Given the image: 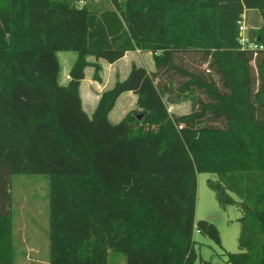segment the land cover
<instances>
[{"label": "trees", "instance_id": "16d2710c", "mask_svg": "<svg viewBox=\"0 0 264 264\" xmlns=\"http://www.w3.org/2000/svg\"><path fill=\"white\" fill-rule=\"evenodd\" d=\"M80 1L0 0V264H14L17 174L49 178L50 264H109L110 250L126 264H193L196 227L221 241L215 223L195 221L201 172L216 175L208 185L222 207L243 211L240 251L224 264H264V0ZM248 10L263 24L244 47ZM60 50L77 52L65 84ZM135 50L154 69L133 65L90 116L85 68L100 80L98 59ZM128 91L137 108L111 122ZM164 95L190 99L191 111L170 113Z\"/></svg>", "mask_w": 264, "mask_h": 264}, {"label": "rangeland", "instance_id": "374dc122", "mask_svg": "<svg viewBox=\"0 0 264 264\" xmlns=\"http://www.w3.org/2000/svg\"><path fill=\"white\" fill-rule=\"evenodd\" d=\"M79 6L84 4L96 9L112 7L111 0H84L77 2ZM6 15L0 14V29H3ZM244 35L248 30H257L263 24L261 14L257 10H248L242 20ZM184 54L190 66L199 69L205 68L206 63L200 65L198 57L189 58ZM60 64L59 82L67 83L69 70L76 57V51L60 50L57 52ZM88 59L95 61L90 56ZM101 64L99 71L100 80L94 79V67L85 68V78L80 84V95L83 109L91 116L97 105L98 96L111 87L118 79L127 76L133 65H144L148 70L154 68L153 55L149 52L130 53L119 62L108 63L105 60H97ZM95 80L97 82H95ZM100 88V89H98ZM98 90V91H97ZM133 93V92H132ZM199 98L204 97L200 90H195ZM134 94V93H133ZM88 97H91L90 99ZM100 98V96H99ZM168 110L172 114H186L191 111L190 99H180L176 102H168L164 95ZM136 97L122 94L109 114L111 122L121 120L127 112L137 108ZM209 179H216V175L208 172L197 174V200L195 209V221L208 220L216 224L221 241L215 242L206 233L194 231V250L196 258L193 264H224L227 261V252H239V235L241 223L239 218L243 211L238 206L229 205L222 207L216 194L208 185ZM49 178L41 175L17 174L12 177V216H13V254L14 264H50V224H49ZM109 264H126L125 256L115 251H109Z\"/></svg>", "mask_w": 264, "mask_h": 264}, {"label": "crops", "instance_id": "0c3cea01", "mask_svg": "<svg viewBox=\"0 0 264 264\" xmlns=\"http://www.w3.org/2000/svg\"><path fill=\"white\" fill-rule=\"evenodd\" d=\"M247 12V11H246ZM141 51L140 50H135V51H130V52H127L126 54H125V56L122 58V59H124L125 57H127V55H129L130 53H140ZM122 59H120V60H118V61H116V62H119V61H121ZM115 62V63H116ZM114 63H112V65H113ZM142 66H144V65H142ZM154 69V68H153ZM152 69V70H153ZM148 70V69H147ZM152 70H148V71H152ZM128 74V73H127ZM95 82H97L96 80H95ZM98 89H100V88H98ZM106 89V88H105ZM98 91V90H97ZM124 93H126L128 96H132V97H136V99H137V96L135 95V94H133L131 91H128V92H124ZM123 93V94H124ZM81 96V95H80ZM98 96V99H99V96L100 95H97ZM89 99L91 98V97H88ZM97 102H98V100H97Z\"/></svg>", "mask_w": 264, "mask_h": 264}, {"label": "built area", "instance_id": "2783aa9c", "mask_svg": "<svg viewBox=\"0 0 264 264\" xmlns=\"http://www.w3.org/2000/svg\"><path fill=\"white\" fill-rule=\"evenodd\" d=\"M240 30H241V32H242L241 42L243 43V46H244V47H247V46H246L247 38H246V36L244 35V26H243L242 22H241ZM249 47L257 48L258 45H257V44H252V45H250ZM198 231H199V230H198Z\"/></svg>", "mask_w": 264, "mask_h": 264}, {"label": "water", "instance_id": "95a60500", "mask_svg": "<svg viewBox=\"0 0 264 264\" xmlns=\"http://www.w3.org/2000/svg\"><path fill=\"white\" fill-rule=\"evenodd\" d=\"M142 116H143V114H138V115H137V119H141ZM134 126H135V123H132V124H131V127L133 128Z\"/></svg>", "mask_w": 264, "mask_h": 264}]
</instances>
